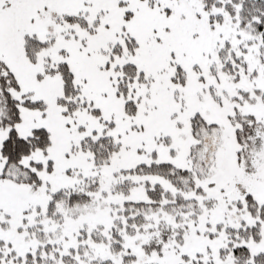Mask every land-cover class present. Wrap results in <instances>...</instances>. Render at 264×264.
Returning a JSON list of instances; mask_svg holds the SVG:
<instances>
[{"label":"snow or ice","instance_id":"obj_1","mask_svg":"<svg viewBox=\"0 0 264 264\" xmlns=\"http://www.w3.org/2000/svg\"><path fill=\"white\" fill-rule=\"evenodd\" d=\"M0 264H264V0H0Z\"/></svg>","mask_w":264,"mask_h":264}]
</instances>
